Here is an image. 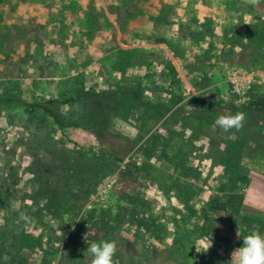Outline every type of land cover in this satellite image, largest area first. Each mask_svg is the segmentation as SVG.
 <instances>
[{"label":"rangeland","instance_id":"1","mask_svg":"<svg viewBox=\"0 0 264 264\" xmlns=\"http://www.w3.org/2000/svg\"><path fill=\"white\" fill-rule=\"evenodd\" d=\"M254 232L264 0H0V264H227Z\"/></svg>","mask_w":264,"mask_h":264},{"label":"clouds","instance_id":"2","mask_svg":"<svg viewBox=\"0 0 264 264\" xmlns=\"http://www.w3.org/2000/svg\"><path fill=\"white\" fill-rule=\"evenodd\" d=\"M246 4L256 7L260 0H245ZM246 116L242 112L233 115H221L215 120V125L225 132L233 129L239 131L243 128ZM20 221L27 226L30 224V217L25 212H20ZM237 237H241L239 229ZM212 246V244H211ZM210 246V247H211ZM207 248V251L209 248ZM197 252L201 251L199 246H195ZM117 252V244L115 241L92 242L88 244L85 253L92 256L91 264H117L114 257ZM227 264H264V235L252 233L243 237V246L235 248L231 252L230 260Z\"/></svg>","mask_w":264,"mask_h":264},{"label":"trees","instance_id":"3","mask_svg":"<svg viewBox=\"0 0 264 264\" xmlns=\"http://www.w3.org/2000/svg\"><path fill=\"white\" fill-rule=\"evenodd\" d=\"M96 95V94H95ZM98 95V94H97ZM229 261V260H228Z\"/></svg>","mask_w":264,"mask_h":264}]
</instances>
